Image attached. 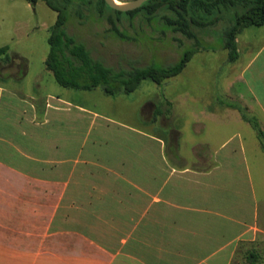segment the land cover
Masks as SVG:
<instances>
[{
  "label": "crops",
  "instance_id": "1",
  "mask_svg": "<svg viewBox=\"0 0 264 264\" xmlns=\"http://www.w3.org/2000/svg\"><path fill=\"white\" fill-rule=\"evenodd\" d=\"M223 36L217 45L198 37L178 75L194 62L197 77L146 105L144 129L68 94L19 91L8 83L20 80L19 70L0 73V264L257 259L264 149L239 108L264 132V26L240 30L235 62ZM2 48L0 66L23 71L25 58ZM214 64L225 72L219 81Z\"/></svg>",
  "mask_w": 264,
  "mask_h": 264
},
{
  "label": "rangeland",
  "instance_id": "2",
  "mask_svg": "<svg viewBox=\"0 0 264 264\" xmlns=\"http://www.w3.org/2000/svg\"><path fill=\"white\" fill-rule=\"evenodd\" d=\"M117 1L126 3L133 0ZM106 16L116 19V16L109 12ZM56 20L57 13L42 1L32 5L26 0H0V48L8 46L25 58V63L22 62L23 71L16 63L7 65L6 70H4L5 65L0 66V73L3 71L10 76L17 74L19 70L20 80H8L9 85L14 89L25 92L26 89L31 88L42 94L46 92L68 94L76 100L85 102L92 109L106 113L123 123L144 129V123L139 117L142 109L150 102H160L164 94L177 92L184 85L181 81H192L199 73L196 63L192 62L182 75L168 79L167 85L147 79L130 94L107 95L101 88L92 91L63 88L45 66L50 50L49 30ZM230 23V20L220 21L211 28L216 30L213 34H203L202 30H198L197 35L206 45H217ZM110 28L111 25L105 18L99 16L95 6L78 4L71 8L66 26L70 35L86 43L96 59L103 60L116 70H131L132 67L151 64L167 67L178 62L185 51L195 48L194 40L186 38L181 33L167 30L161 23H145L140 18L132 21L127 16L120 17L119 28L126 34L128 40L117 37L111 33ZM217 67L218 65H211V77L219 81L225 72L215 73ZM213 89L215 91V88ZM217 91L220 94V89ZM153 109V106L147 107L145 117L149 118ZM153 131L169 139V131L156 127ZM190 138L191 136L187 134L183 136L181 142L183 149L188 146L186 143ZM255 250L257 259L252 261L243 254L236 258L234 264H264V246Z\"/></svg>",
  "mask_w": 264,
  "mask_h": 264
},
{
  "label": "trees",
  "instance_id": "3",
  "mask_svg": "<svg viewBox=\"0 0 264 264\" xmlns=\"http://www.w3.org/2000/svg\"><path fill=\"white\" fill-rule=\"evenodd\" d=\"M26 1L32 5L42 1L57 13V20L49 30L50 50L45 61L46 69L53 73L56 82L63 88L80 91L101 88L107 95L130 94L147 79L162 84L177 77L187 67L196 50L185 51L178 62L167 67L151 64L132 67L131 70H116L103 60L96 59L85 42L67 32L70 10L75 4L95 6L99 16L111 25V33L121 39L128 40L119 28L120 17L127 16L132 21L140 18L145 23H161L167 30L194 40L198 48V30L209 29L220 21L230 20V26L223 36L224 48L229 52L230 62L238 59L236 39L240 30L264 26V0H148L141 8L127 13L111 9L104 0ZM107 12L116 16V19L107 17ZM6 50L7 48L0 49V54ZM239 109L243 119L256 130L264 149V132L258 121L250 117L243 108Z\"/></svg>",
  "mask_w": 264,
  "mask_h": 264
},
{
  "label": "water",
  "instance_id": "4",
  "mask_svg": "<svg viewBox=\"0 0 264 264\" xmlns=\"http://www.w3.org/2000/svg\"><path fill=\"white\" fill-rule=\"evenodd\" d=\"M104 1L111 9L118 12L127 13L141 8L148 0H133L126 3H122L117 0H104Z\"/></svg>",
  "mask_w": 264,
  "mask_h": 264
}]
</instances>
